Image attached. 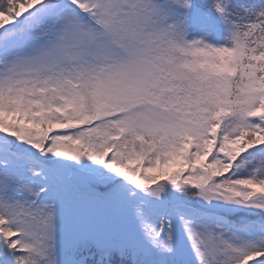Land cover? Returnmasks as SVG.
Returning <instances> with one entry per match:
<instances>
[{
  "label": "snow or ice",
  "instance_id": "snow-or-ice-1",
  "mask_svg": "<svg viewBox=\"0 0 264 264\" xmlns=\"http://www.w3.org/2000/svg\"><path fill=\"white\" fill-rule=\"evenodd\" d=\"M0 264H264V0H0Z\"/></svg>",
  "mask_w": 264,
  "mask_h": 264
}]
</instances>
